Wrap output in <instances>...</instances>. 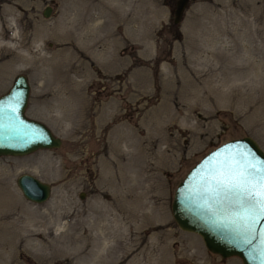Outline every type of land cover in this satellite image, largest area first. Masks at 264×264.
<instances>
[{"label":"rangeland","instance_id":"1","mask_svg":"<svg viewBox=\"0 0 264 264\" xmlns=\"http://www.w3.org/2000/svg\"><path fill=\"white\" fill-rule=\"evenodd\" d=\"M170 3L0 0V94L23 73L25 114L61 139L0 156V264H156V250L167 264H241L179 228L170 202L224 140L264 151V0H189L178 23ZM21 172L50 184L47 199L23 197ZM90 222L103 260L71 241Z\"/></svg>","mask_w":264,"mask_h":264},{"label":"water","instance_id":"2","mask_svg":"<svg viewBox=\"0 0 264 264\" xmlns=\"http://www.w3.org/2000/svg\"><path fill=\"white\" fill-rule=\"evenodd\" d=\"M188 0H175L172 22L178 23ZM45 5L42 15L47 16ZM29 85L23 73L14 75L9 87L0 94V156L24 155L36 149L58 147L61 139L42 121L25 114ZM264 151L249 135L228 138L203 153L176 183L170 213L179 228L198 234L204 246L226 257L235 255L241 264H261L264 252V225H254V232L233 223L231 212L220 211L206 191L212 174L225 162L259 164ZM15 183L24 198L42 202L51 187L38 177L21 172ZM251 240V243L246 241Z\"/></svg>","mask_w":264,"mask_h":264},{"label":"snow or ice","instance_id":"3","mask_svg":"<svg viewBox=\"0 0 264 264\" xmlns=\"http://www.w3.org/2000/svg\"><path fill=\"white\" fill-rule=\"evenodd\" d=\"M206 191L212 203L220 211L231 212L232 222L243 225L245 231L254 232V225H264V160L259 164L223 163L210 176ZM261 264H264V252Z\"/></svg>","mask_w":264,"mask_h":264},{"label":"bare ground","instance_id":"4","mask_svg":"<svg viewBox=\"0 0 264 264\" xmlns=\"http://www.w3.org/2000/svg\"><path fill=\"white\" fill-rule=\"evenodd\" d=\"M106 44V43H105ZM91 47L92 48H94V45H91ZM105 48V47H104ZM107 48V47H106ZM105 50H107V49H105ZM103 53V52H102ZM105 53V52H104ZM7 56V55H6ZM4 58V57H3ZM169 159V158H168ZM1 182V181H0ZM2 185V184H1ZM3 187V186H2ZM1 206H3V203H0V233H2L4 230H6L7 229V227H6V222H7V219H6V217H7V214L10 212L9 211V209H4L5 207H1ZM140 207V206H139ZM138 207V208H139ZM142 208V207H141ZM109 209V208H108ZM113 209V208H112ZM140 209V208H139ZM97 211H99V210H97ZM106 211L107 210H104L103 212L104 213H106ZM119 211V213H122V214H124L125 216H128V218H130V217H138V211L135 209H122L121 211L120 210H118ZM117 211V212H118ZM144 211V210H143ZM100 212V211H99ZM116 211H114V213H115ZM94 213H96V212H94ZM101 214V213H100ZM116 214V213H115ZM143 214V213H142ZM96 215V214H95ZM97 215H98V213H97ZM111 215H112V217L114 216L113 215V213H112V211H111ZM119 216V215H118ZM130 216V217H129ZM111 217V216H110ZM123 217V216H122ZM140 217V216H139ZM114 218V217H113ZM117 218V217H116ZM124 218V217H123ZM127 218V219H128ZM138 219V218H137ZM112 220V219H111ZM114 220V219H113ZM116 220V219H115ZM9 221V220H8ZM95 222V221H94ZM135 222V221H134ZM134 222H133V224H134ZM96 225L93 223V222H90L89 224H87L82 230H81V232L80 233H74V235H73V237H71V241H78L79 242V244H76V248H75V250L76 251H78V252H85V253H87V254H90L91 256H92V258H94V260H101L102 259V256H104L103 254V252L101 251V250H99V248H100V246L102 245V246H104V242L103 241H101V242H103L102 244H98L99 245V247H98V245L96 244V240H97V237H100V236H102L104 233H102L101 234V232H98L97 231V229H99V228H97L96 229ZM100 227H102V226H100ZM95 228V231L93 230ZM120 228V227H119ZM91 229L94 231V232H91ZM113 229V228H112ZM111 229V230H112ZM117 229V228H116ZM105 230V229H104ZM107 230H108V228H107ZM110 230V231H111ZM89 231H90V233H89ZM117 231V230H116ZM105 236V235H104ZM106 237V236H105ZM96 238V239H95ZM100 239V238H99ZM105 239V238H104ZM101 240V239H100ZM74 243V242H73ZM44 247H50V248H53V249H55L56 250V247L58 246V245H54V241H43L42 243H41ZM155 247H156V245H155ZM126 248V247H125ZM102 249V248H101ZM103 251H104V249H103ZM106 251V250H105ZM153 254H148V259L149 258H151V259H156V264H167V262H166V257L164 256L165 254H163L162 252H160V251H157L156 250V252H155V257H153L152 256ZM92 258H91V260H92ZM104 259V258H103ZM102 259V260H103ZM57 261H59V260H57ZM65 261H68V258H66V259H64V261L63 262H65ZM71 261V260H70ZM97 262V261H96ZM66 264V263H65ZM96 264V263H95Z\"/></svg>","mask_w":264,"mask_h":264},{"label":"flooded vegetation","instance_id":"5","mask_svg":"<svg viewBox=\"0 0 264 264\" xmlns=\"http://www.w3.org/2000/svg\"><path fill=\"white\" fill-rule=\"evenodd\" d=\"M170 4H171V8H174V6H175V0H170Z\"/></svg>","mask_w":264,"mask_h":264}]
</instances>
